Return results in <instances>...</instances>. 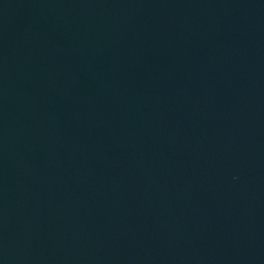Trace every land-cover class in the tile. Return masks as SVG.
I'll list each match as a JSON object with an SVG mask.
<instances>
[{
	"label": "water",
	"instance_id": "obj_1",
	"mask_svg": "<svg viewBox=\"0 0 264 264\" xmlns=\"http://www.w3.org/2000/svg\"><path fill=\"white\" fill-rule=\"evenodd\" d=\"M0 264H264V0H0Z\"/></svg>",
	"mask_w": 264,
	"mask_h": 264
}]
</instances>
